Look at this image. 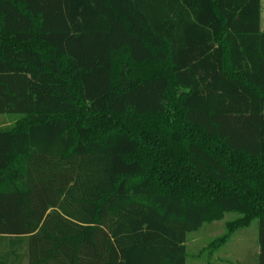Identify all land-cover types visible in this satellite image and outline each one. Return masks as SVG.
Returning <instances> with one entry per match:
<instances>
[{
  "label": "trees",
  "instance_id": "obj_1",
  "mask_svg": "<svg viewBox=\"0 0 264 264\" xmlns=\"http://www.w3.org/2000/svg\"><path fill=\"white\" fill-rule=\"evenodd\" d=\"M261 11L0 0V264H186L229 213L264 264Z\"/></svg>",
  "mask_w": 264,
  "mask_h": 264
},
{
  "label": "rangeland",
  "instance_id": "obj_2",
  "mask_svg": "<svg viewBox=\"0 0 264 264\" xmlns=\"http://www.w3.org/2000/svg\"><path fill=\"white\" fill-rule=\"evenodd\" d=\"M261 25L264 29V0H261ZM9 116V115H8ZM0 116V124L12 123L13 118ZM15 141V142H12ZM11 143H16L18 149H25L26 142L23 138H13L11 136H0V145L5 149L11 147ZM236 214L229 213L223 220L204 224L199 230L187 235V263L186 264H258L259 255V224L255 220L249 226L239 227L227 238L222 235L227 233L226 226L229 220L234 219ZM215 251L212 252L209 246L213 240Z\"/></svg>",
  "mask_w": 264,
  "mask_h": 264
},
{
  "label": "crops",
  "instance_id": "obj_3",
  "mask_svg": "<svg viewBox=\"0 0 264 264\" xmlns=\"http://www.w3.org/2000/svg\"><path fill=\"white\" fill-rule=\"evenodd\" d=\"M262 30H264L263 28H262ZM224 219V218H223ZM222 219V220H223ZM255 221V220H254ZM253 221V222H254ZM214 222H216V221H214ZM210 223H212V222H210ZM206 224V223H205ZM227 225V224H226ZM215 242H216V240L214 239L211 243H210V245L209 246H211V245H213V247H211L210 249H212V252H214L215 251V248H214V245H215Z\"/></svg>",
  "mask_w": 264,
  "mask_h": 264
}]
</instances>
